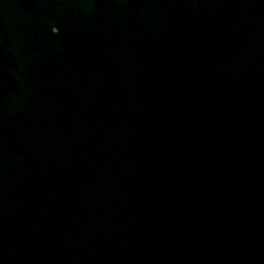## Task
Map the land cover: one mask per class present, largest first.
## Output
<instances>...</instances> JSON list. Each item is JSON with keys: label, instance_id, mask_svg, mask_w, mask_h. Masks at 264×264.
Instances as JSON below:
<instances>
[{"label": "water", "instance_id": "obj_1", "mask_svg": "<svg viewBox=\"0 0 264 264\" xmlns=\"http://www.w3.org/2000/svg\"><path fill=\"white\" fill-rule=\"evenodd\" d=\"M0 264H264V0H0Z\"/></svg>", "mask_w": 264, "mask_h": 264}, {"label": "snow or ice", "instance_id": "obj_2", "mask_svg": "<svg viewBox=\"0 0 264 264\" xmlns=\"http://www.w3.org/2000/svg\"><path fill=\"white\" fill-rule=\"evenodd\" d=\"M56 29V28H55Z\"/></svg>", "mask_w": 264, "mask_h": 264}]
</instances>
